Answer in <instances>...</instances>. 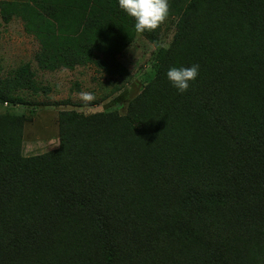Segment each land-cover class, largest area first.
Wrapping results in <instances>:
<instances>
[{"label": "trees", "instance_id": "trees-1", "mask_svg": "<svg viewBox=\"0 0 264 264\" xmlns=\"http://www.w3.org/2000/svg\"><path fill=\"white\" fill-rule=\"evenodd\" d=\"M168 3L140 33L119 0H0L2 22L39 42L41 71L131 84L138 35L171 36L124 112L33 101L51 87L30 61L0 75V264H264V0ZM192 64L181 94L167 70ZM59 105V146L25 155L36 108Z\"/></svg>", "mask_w": 264, "mask_h": 264}, {"label": "rangeland", "instance_id": "rangeland-1", "mask_svg": "<svg viewBox=\"0 0 264 264\" xmlns=\"http://www.w3.org/2000/svg\"><path fill=\"white\" fill-rule=\"evenodd\" d=\"M169 35L164 36L165 42L162 45L151 44L142 37H138L135 43L129 47L123 60L135 77L134 83H109V79L100 74L93 66L77 67L73 71L61 69L46 72L39 70L34 60V54L39 48L37 39L25 32L21 20L14 19L12 23L6 25L0 18V70L6 76L12 69L30 61L33 70L36 72V81L43 86L51 87L48 96H44L40 91L38 95L32 92H30L32 95L27 93L33 101L39 103L70 101L69 104L72 106L83 105L81 108H77L81 111H86L87 105H92V103L94 108H112L121 105L120 109L124 112L130 100L138 94V88L139 90L142 88L146 74L150 71L152 61L155 59L160 47L169 45L171 37ZM76 82L81 86L79 90L75 89ZM116 86L121 89L115 98L111 99L110 96L113 95ZM84 93L90 94L92 99L85 100L82 95ZM64 108L62 105L36 108L37 114L33 116L34 121L28 123L25 130L23 144L25 155L41 154L58 147L57 111ZM68 108L71 109V106Z\"/></svg>", "mask_w": 264, "mask_h": 264}, {"label": "clouds", "instance_id": "clouds-1", "mask_svg": "<svg viewBox=\"0 0 264 264\" xmlns=\"http://www.w3.org/2000/svg\"><path fill=\"white\" fill-rule=\"evenodd\" d=\"M119 7L128 16L134 18L135 21L134 28L137 32L140 33H143L145 31L156 30L160 26V24L165 21V19L169 14L168 0H119ZM138 37H142V36L138 35ZM142 38L145 39L144 37ZM124 59L125 58H123V60ZM78 67H82V66H78ZM76 68L75 69L64 68V69L73 71L76 70ZM0 75L4 77L1 70H0ZM153 75H154V69L147 72L146 78L144 80V84L142 85V88L140 90L138 88L137 95H139L142 92V90L145 88V86L148 84L147 77ZM198 75H199L198 64H192L191 66H179V67L172 66L167 70L166 73L169 82L181 94L189 90L191 83L196 80ZM35 80H36V76H35ZM132 83H134V81ZM82 95L85 100L92 99L90 94L84 93ZM2 106L7 108L16 107L14 105H9L8 103H3Z\"/></svg>", "mask_w": 264, "mask_h": 264}]
</instances>
